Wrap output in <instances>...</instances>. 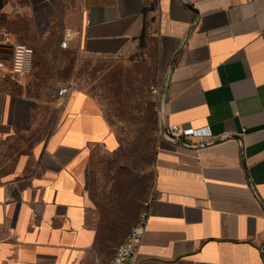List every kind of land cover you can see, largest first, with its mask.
<instances>
[{
    "label": "crops",
    "instance_id": "0c3cea01",
    "mask_svg": "<svg viewBox=\"0 0 264 264\" xmlns=\"http://www.w3.org/2000/svg\"><path fill=\"white\" fill-rule=\"evenodd\" d=\"M83 2V26L64 40L98 59L153 57L151 86L162 89L172 66L166 125L212 132L185 141L213 142L200 148L165 140L150 89L159 130L150 218L133 264H264V0H189L195 10L181 0ZM7 81L0 79V264H107L119 244L98 238L103 212L89 165L100 152L119 167L121 135L100 103L73 91L56 97V119L36 137L33 104Z\"/></svg>",
    "mask_w": 264,
    "mask_h": 264
},
{
    "label": "rangeland",
    "instance_id": "374dc122",
    "mask_svg": "<svg viewBox=\"0 0 264 264\" xmlns=\"http://www.w3.org/2000/svg\"><path fill=\"white\" fill-rule=\"evenodd\" d=\"M85 9L83 0H0V41L4 45H10L11 41L23 42L34 48L29 75L22 83L7 82L35 108L31 117L38 122L32 135L42 137L54 123L58 91L72 79L100 103L112 127L126 144L131 145L149 124L148 119H156L150 92L155 82L156 59L148 55L129 61L98 59L78 52V42L61 48L59 45L69 31L76 32L83 26ZM139 156L140 153L133 162L138 169L132 175L119 169L118 160L100 152L89 165L94 172L92 194L103 208L106 206L103 200L111 192L106 186L111 178L118 174V182H124L118 185L111 198H119L122 192L119 210L126 213L133 225L139 219V209L151 198L154 181L153 164L140 163ZM121 242L117 240L118 244Z\"/></svg>",
    "mask_w": 264,
    "mask_h": 264
},
{
    "label": "built area",
    "instance_id": "2783aa9c",
    "mask_svg": "<svg viewBox=\"0 0 264 264\" xmlns=\"http://www.w3.org/2000/svg\"><path fill=\"white\" fill-rule=\"evenodd\" d=\"M60 46L68 48V40L62 41ZM10 47L12 48V53L0 59V79L22 83L31 72L34 48L23 42H12ZM150 89L154 97L153 99L160 103L162 88L153 85ZM73 91L82 92L84 91V87L71 79V81L64 83L60 87L58 95L61 98H66L70 94L72 95ZM164 126L166 132L171 137L181 141H186L190 138L207 139L212 136L211 129L208 126L194 128L182 126L181 124L166 125V123ZM149 218L150 201H146L138 221L130 228L127 238L117 245L114 255L107 264H133L141 253L143 236H145Z\"/></svg>",
    "mask_w": 264,
    "mask_h": 264
},
{
    "label": "trees",
    "instance_id": "16d2710c",
    "mask_svg": "<svg viewBox=\"0 0 264 264\" xmlns=\"http://www.w3.org/2000/svg\"><path fill=\"white\" fill-rule=\"evenodd\" d=\"M154 115L156 116L155 112ZM148 123L149 124L145 126L144 130H141L138 133L137 139L134 143H132L131 145L126 144L123 140V147L120 153V157L123 159V163L119 167L121 171L130 173V175H132V172L137 171L138 167L137 165H134L133 162L136 160L139 153V162L141 161L143 164L145 163L146 166L154 163L156 154L157 131L159 130L157 126V117L152 121L149 118ZM117 176L118 174H115L111 178L113 180V186L111 188V192L109 193V197L107 199L104 198L105 200H103L104 204L106 205L105 208L101 206L103 218L99 226L100 233L98 237L101 242L107 241L113 243L117 240L124 241L128 236L130 228L133 226L132 221L130 220V218L128 219L126 213L119 210L121 206L118 204V200L120 199V193L122 192L119 193V198H116L115 200H112L111 198V194L116 191L118 185H122L124 183H119V179ZM108 207H110V209L107 210ZM143 209L144 206L139 209V215L141 214Z\"/></svg>",
    "mask_w": 264,
    "mask_h": 264
},
{
    "label": "water",
    "instance_id": "95a60500",
    "mask_svg": "<svg viewBox=\"0 0 264 264\" xmlns=\"http://www.w3.org/2000/svg\"><path fill=\"white\" fill-rule=\"evenodd\" d=\"M183 2V4L185 6H187L188 8L192 9V10H195L193 5L191 4V2H189V0H181ZM199 22V19L197 18L194 22V24L191 26L190 30L187 32L186 36H185V40L184 42H186L189 37L191 36L192 32L194 31V29L196 28L197 24ZM184 42H182L179 50L176 52V55L174 57V60H173V64L175 63L177 57L179 56L180 52H181V49L183 48L184 46ZM4 52V51H7V53H9V55L12 53V48L10 47V45H0V52ZM172 64V65H173ZM172 66L170 67V69L168 70V74H167V77H166V80L164 82V87L162 89V96L160 97L161 99V109H160V134L161 136L169 141V142H173V143H176V144H181L183 146H189V147H204V146H207V145H211V143L213 142H206V143H203V144H198V145H191L185 141H181V140H177L173 137H171L165 130V110H166V103H167V95H168V87H169V82H170V77H171V69Z\"/></svg>",
    "mask_w": 264,
    "mask_h": 264
}]
</instances>
